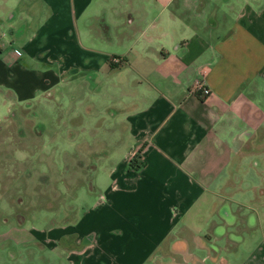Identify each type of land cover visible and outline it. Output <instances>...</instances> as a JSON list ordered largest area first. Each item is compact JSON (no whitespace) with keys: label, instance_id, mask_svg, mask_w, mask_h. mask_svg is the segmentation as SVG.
<instances>
[{"label":"crops","instance_id":"0c3cea01","mask_svg":"<svg viewBox=\"0 0 264 264\" xmlns=\"http://www.w3.org/2000/svg\"><path fill=\"white\" fill-rule=\"evenodd\" d=\"M37 97L93 196L8 264H264V0H0V121Z\"/></svg>","mask_w":264,"mask_h":264},{"label":"rangeland","instance_id":"374dc122","mask_svg":"<svg viewBox=\"0 0 264 264\" xmlns=\"http://www.w3.org/2000/svg\"><path fill=\"white\" fill-rule=\"evenodd\" d=\"M38 99L10 101L6 119L0 121V138L10 136V146L0 144V233L4 235H10L17 215L24 217V225L40 227L41 221H58L65 212L75 213L77 202L93 196L88 187L85 190L88 170L76 171L70 160L75 152L71 129L59 125L62 116L69 127L73 125L67 117L71 106L59 112L55 105L41 106ZM8 147L10 154L5 153ZM9 251L10 242H0V264L10 262Z\"/></svg>","mask_w":264,"mask_h":264},{"label":"built area","instance_id":"2783aa9c","mask_svg":"<svg viewBox=\"0 0 264 264\" xmlns=\"http://www.w3.org/2000/svg\"><path fill=\"white\" fill-rule=\"evenodd\" d=\"M112 60L114 62H117V58H113ZM203 74V69H200L198 75L192 79L191 83L188 86L189 91L197 94L200 97L206 96L210 92L208 86L205 83Z\"/></svg>","mask_w":264,"mask_h":264},{"label":"trees","instance_id":"16d2710c","mask_svg":"<svg viewBox=\"0 0 264 264\" xmlns=\"http://www.w3.org/2000/svg\"><path fill=\"white\" fill-rule=\"evenodd\" d=\"M138 152L134 153L128 160V166L136 168L138 167L139 163L137 161Z\"/></svg>","mask_w":264,"mask_h":264}]
</instances>
